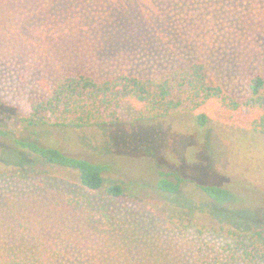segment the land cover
<instances>
[{
  "label": "rangeland",
  "instance_id": "374dc122",
  "mask_svg": "<svg viewBox=\"0 0 264 264\" xmlns=\"http://www.w3.org/2000/svg\"><path fill=\"white\" fill-rule=\"evenodd\" d=\"M197 61L224 93L245 95L246 78L264 76V0H0V246L50 250L48 264H199L202 239L264 233V134L250 131L248 112L208 103L149 122L128 102L116 128L44 141L101 165L119 198L27 154L2 158L33 130L21 123L28 99L67 72L144 77ZM163 174L179 180L176 193L157 189ZM168 217L212 233L200 239Z\"/></svg>",
  "mask_w": 264,
  "mask_h": 264
},
{
  "label": "trees",
  "instance_id": "16d2710c",
  "mask_svg": "<svg viewBox=\"0 0 264 264\" xmlns=\"http://www.w3.org/2000/svg\"><path fill=\"white\" fill-rule=\"evenodd\" d=\"M128 102L140 107L139 121L149 122L216 103L224 112L254 114L250 131L264 134V76L260 74L247 77L245 95L236 97L224 93L213 84L202 61L144 77L124 72L107 77L67 72L55 81L49 94L28 99L29 113L21 119V123L24 129L33 130L13 144L10 141L11 146L5 149L2 158L19 160L27 154L45 164L73 172L82 189L102 191L106 198H119L123 195L122 187L118 184L105 185L101 165L43 144L45 140H54L53 135L58 132L68 135L70 131L74 133L92 127L116 128L120 108ZM197 123L206 124V114L198 115ZM166 176L161 175L156 183L157 189L169 194L176 193L179 180L173 182ZM202 190L216 200L225 193L220 188L203 187ZM177 220L181 225L175 224L174 217H168L166 223L193 231L200 239L205 233H212L202 225L187 224L183 218ZM202 240L196 245L199 264H264L262 231L257 230L247 236L228 231L221 244ZM50 252L28 244L16 248L0 246V264H48L47 258L52 255ZM96 264L111 263L105 261Z\"/></svg>",
  "mask_w": 264,
  "mask_h": 264
}]
</instances>
